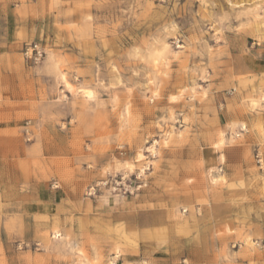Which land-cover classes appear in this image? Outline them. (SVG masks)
<instances>
[{"label":"rangeland","instance_id":"rangeland-1","mask_svg":"<svg viewBox=\"0 0 264 264\" xmlns=\"http://www.w3.org/2000/svg\"><path fill=\"white\" fill-rule=\"evenodd\" d=\"M0 264H264V0H0Z\"/></svg>","mask_w":264,"mask_h":264},{"label":"crops","instance_id":"crops-1","mask_svg":"<svg viewBox=\"0 0 264 264\" xmlns=\"http://www.w3.org/2000/svg\"><path fill=\"white\" fill-rule=\"evenodd\" d=\"M215 151V150H212ZM210 153L212 152H208L205 151L204 155H205V164L206 165H211L214 163H218L219 162V153H217L215 155H212V157H210ZM56 201V200H55ZM51 203L54 202V200L49 201ZM165 210L163 209H156V208H144L143 210H141V216H140V221L144 223V227L143 228H153V227H159L161 222H162V218H163V213ZM136 254L133 253H128L126 255H124L125 259L127 261H132L133 260V256H135ZM122 259V258H121Z\"/></svg>","mask_w":264,"mask_h":264},{"label":"built area","instance_id":"built-area-1","mask_svg":"<svg viewBox=\"0 0 264 264\" xmlns=\"http://www.w3.org/2000/svg\"><path fill=\"white\" fill-rule=\"evenodd\" d=\"M26 54L28 57H35L36 60L40 59L43 56V52L40 49L38 44H30L26 48ZM92 192L95 191V186H92L90 189Z\"/></svg>","mask_w":264,"mask_h":264}]
</instances>
